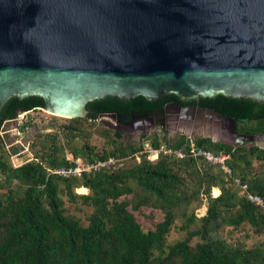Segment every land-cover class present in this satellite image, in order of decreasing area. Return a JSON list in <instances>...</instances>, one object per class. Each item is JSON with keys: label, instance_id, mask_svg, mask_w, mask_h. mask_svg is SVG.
I'll return each mask as SVG.
<instances>
[{"label": "trees", "instance_id": "1", "mask_svg": "<svg viewBox=\"0 0 264 264\" xmlns=\"http://www.w3.org/2000/svg\"><path fill=\"white\" fill-rule=\"evenodd\" d=\"M169 102L185 104L175 95L156 101L143 96L131 100L108 97L88 104L87 119L112 111L163 110ZM202 102L240 124L255 125L246 131L264 133V104L223 95L202 99ZM44 104L40 97L12 98L1 112L0 133L3 125L17 117L20 108L31 111ZM65 130L66 133L72 131L69 127ZM115 136L118 139L121 134L115 132ZM152 139L153 148L159 149V138ZM194 139L200 148L215 154H230L231 175H224L223 179L218 166L188 156L185 136L175 142L163 138L168 149L186 154L182 159L175 154L152 159L141 153L142 145L122 143L116 148L118 152L93 153L92 147L76 150L75 157L87 156L90 163L106 161L116 154L133 156L137 161L126 168L100 169L70 178L48 171L75 165L66 159L56 161L52 157L53 148L43 153L49 154V167L36 159L15 166L10 161L11 152L0 138V174L4 176V180L0 177V264H264V247L232 245L217 236L222 227L237 229L245 223L256 234L264 233V208L249 201L243 189L246 185L247 192L264 199V177L256 173L251 176L253 162L264 163V148L235 147L211 138ZM213 169H218L223 178ZM13 182L16 184L11 187ZM132 182H136L143 194L135 201H121L134 194ZM227 182L231 186H227ZM190 183L198 188L196 195L203 189L208 200L207 213L200 219L199 229L188 231L184 240L167 246L166 240L178 217L188 221L183 230H189L197 221L195 216L189 217L185 209L193 199L188 192ZM76 186L87 192L75 193ZM4 187L7 191L2 192ZM215 187L221 192L219 196L211 195ZM63 192L70 202L80 200L93 207L88 226H82L79 220L66 214ZM143 206L164 214L155 229L147 232L132 212ZM195 237H200L202 242L192 245Z\"/></svg>", "mask_w": 264, "mask_h": 264}, {"label": "water", "instance_id": "2", "mask_svg": "<svg viewBox=\"0 0 264 264\" xmlns=\"http://www.w3.org/2000/svg\"><path fill=\"white\" fill-rule=\"evenodd\" d=\"M169 95L264 104V0H0V115L14 97L82 118L96 100Z\"/></svg>", "mask_w": 264, "mask_h": 264}, {"label": "rangeland", "instance_id": "3", "mask_svg": "<svg viewBox=\"0 0 264 264\" xmlns=\"http://www.w3.org/2000/svg\"><path fill=\"white\" fill-rule=\"evenodd\" d=\"M31 111L32 112L25 118L20 117L22 116V113L19 115V131H17L16 125L12 122L5 124L2 133H0L1 140L4 141L5 147L9 149L12 154L10 156V161L15 166H20L26 162L36 159L42 161L44 165L49 167L50 165H48L47 162L49 161L47 160L49 154L43 153H48L53 148L51 151L53 154L52 157L55 158L56 161L66 159L71 163H78L86 171H89V165L91 163L89 162L88 157H75L74 151L82 148L88 149L89 147H92L93 153L102 154L104 152L117 151L116 148L121 143L125 145H142L143 150L141 153L148 155L152 159L156 158L149 147V145L152 146L153 139L151 135H142L140 132L128 130L126 133V138L121 135V137L117 139L115 136V129L121 125L117 122L116 118L112 117L111 115H100L95 119H87V117H82L80 119L78 118V120H75L76 118L62 117L40 108ZM27 123H29V126ZM217 126V121H215L214 118H211L209 122L206 121L205 123H201L198 125V127L194 128L193 133L191 130L183 128H181L180 131L179 128L178 130L172 129L170 136L166 133H160L158 135V138L161 142V147L159 149L163 147L165 150H167L166 144L163 142L164 137L175 142L179 140V138L182 136V133L185 134L186 140L188 137H192L194 139L197 137L210 138L211 136V139L215 140L214 142H217V135L219 134V131L216 130ZM254 126V124L240 125L243 130L253 128ZM67 127H69L72 131L66 133L65 129ZM73 128L76 130H73ZM210 131L213 133L208 135L207 132ZM135 133L137 134L135 135ZM232 145L235 146L234 143H232ZM250 146L252 145L249 144L245 145L244 147ZM262 146H264V143H262ZM151 148L154 150L153 146ZM13 149L16 150L14 151L16 154L12 152ZM161 155L170 154H164L162 152ZM175 157L182 159L179 155H176ZM230 160L227 162V165H229ZM136 161L137 159H135L133 156L122 157L116 154L115 156L109 157L106 161L96 160L95 164H97V166L96 168L92 169V171L94 172L100 169L112 171L118 168H126L135 164ZM218 167L221 169L223 177L224 175H231L229 173H225V171L222 170L220 166ZM60 168L61 167H55L51 170L49 168L48 171H53L54 173V171ZM229 169L232 171L231 167H229ZM217 170L218 169H213V172L219 177H222V173L220 174ZM255 173L256 175L264 177L263 162H253L251 176H253ZM0 177L4 180L3 175L0 174ZM223 179H225V177ZM15 184L16 182H13L11 187H14ZM226 184L227 186H231L229 185L230 182H227ZM131 185L134 188V194L122 198L121 201H135L138 199V196L143 194V190L136 184V182H132ZM234 189L237 188L235 187ZM215 190L217 193H215ZM3 191H7V187H4L2 192ZM196 191H198V188L194 186L193 183H190L188 192L191 196H193V199L189 204L185 205V209L188 216H195L197 221L190 225L188 228L189 230H183V227L187 225L188 221L185 218L178 217L174 222L172 230L166 240L167 246L184 240L188 231H195L199 229V221L207 213L208 200L204 195L203 189L198 195L195 194ZM74 192L77 194H83L87 192V189L76 186L74 187ZM211 192V195L215 196H219L221 193L217 187H215ZM62 196L65 201L64 207L66 209V214L69 217H74L75 219L79 220L82 226H88L90 216L93 213V207L83 204L80 200L73 203L70 202L68 196L64 192L62 193ZM132 212L136 216L137 220L141 223L143 230L146 232L155 229L157 223L164 219V214L160 210L146 206L141 207V209L137 211L133 210ZM217 236L232 245L243 243L248 248L256 246L264 247V233L256 234L248 223L243 224L237 229H233L232 227H222L218 231ZM201 242L202 240L200 237H195L191 243L192 245H196L197 243Z\"/></svg>", "mask_w": 264, "mask_h": 264}, {"label": "flooded vegetation", "instance_id": "4", "mask_svg": "<svg viewBox=\"0 0 264 264\" xmlns=\"http://www.w3.org/2000/svg\"><path fill=\"white\" fill-rule=\"evenodd\" d=\"M175 103L176 102H169L166 104L163 110H155L152 112L145 110L142 112L130 110L129 112L123 113L112 111L109 113H101L98 116L109 114L116 118L117 122L121 126L115 130L124 138H126V133L128 130L140 132L142 135H151V137H158L160 133H166L170 136L171 130H178V128L179 131L181 128H183L191 130L193 133L194 128L198 127V125L201 123H205L206 121L209 122L211 118H214L218 123V126L216 127V130L219 131V134L217 135L218 140H216L217 142L228 143L231 145L232 143L236 144V142L239 140V134H248V131L243 130L240 127L241 124L239 122L235 121L236 129H234L233 124L230 121L223 118H218L216 114H212L210 110L214 109L204 105L202 100L193 103H179V106H177ZM22 110L23 108H20L18 112ZM14 120L10 121L9 123L14 122ZM18 130H20V128H18ZM207 133L210 135L213 132L210 131ZM136 134L137 133H135V135ZM182 136H185V134L182 133ZM210 138L212 137L210 136ZM235 147H239V145Z\"/></svg>", "mask_w": 264, "mask_h": 264}, {"label": "built area", "instance_id": "5", "mask_svg": "<svg viewBox=\"0 0 264 264\" xmlns=\"http://www.w3.org/2000/svg\"><path fill=\"white\" fill-rule=\"evenodd\" d=\"M32 111H26L24 113H22V116H20L21 118H25L26 116H28ZM20 122V120H19ZM187 146L189 148V154L188 156L195 158V159H202L204 161H206L209 164L212 165H218L222 168V170L225 171V173H229L231 174L232 171L229 169V165H227L228 161L231 159V155L227 154V153H223V154H215L209 150H205L203 148H200L196 145L195 139H193L192 137H188L187 138ZM152 153L155 155V157H159L162 152L164 154H176L179 155L181 158H184L186 156V154H184L182 151H173L172 149H168L165 150L163 147L161 149H152L151 145H149ZM97 164L95 163H91L89 165L90 170L86 171L81 165H79L78 163H76L74 166H69V167H61L60 169L54 171L55 174L61 176V177H65V178H70V177H77V176H81L84 173H88L90 171H92V169L96 168ZM103 167V165H102ZM243 189L245 190L246 196L248 198L249 201H251L252 203H254L257 206H261L264 208V199L262 197H260L259 195H254L251 194L249 192H247V186L244 185ZM215 196V195H214Z\"/></svg>", "mask_w": 264, "mask_h": 264}, {"label": "bare ground", "instance_id": "6", "mask_svg": "<svg viewBox=\"0 0 264 264\" xmlns=\"http://www.w3.org/2000/svg\"><path fill=\"white\" fill-rule=\"evenodd\" d=\"M215 193H217V191L215 190ZM205 211V210H204Z\"/></svg>", "mask_w": 264, "mask_h": 264}, {"label": "crops", "instance_id": "7", "mask_svg": "<svg viewBox=\"0 0 264 264\" xmlns=\"http://www.w3.org/2000/svg\"><path fill=\"white\" fill-rule=\"evenodd\" d=\"M219 189V188H218Z\"/></svg>", "mask_w": 264, "mask_h": 264}]
</instances>
